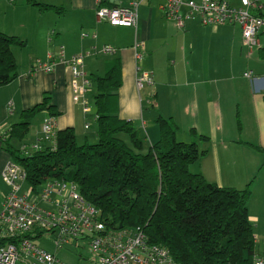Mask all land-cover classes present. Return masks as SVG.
Returning a JSON list of instances; mask_svg holds the SVG:
<instances>
[{"label":"crops","instance_id":"obj_1","mask_svg":"<svg viewBox=\"0 0 264 264\" xmlns=\"http://www.w3.org/2000/svg\"><path fill=\"white\" fill-rule=\"evenodd\" d=\"M227 1L235 8L243 6L242 0ZM37 2L54 8L43 10L25 1L14 6L6 2L4 5L13 12L23 11L34 20H23L11 28V34L25 40L26 46L13 50L18 78L0 87V131L5 133L21 122L23 111L49 97L60 115L52 117L47 111L38 114V122L43 120L41 134L45 121L53 119L57 132L73 128L78 143L79 140L82 144L96 142L97 111L90 102L95 93V103V80L104 77L113 60L119 59L120 118L134 122L146 135L149 145L161 137L157 123L160 117L172 118L178 124L180 141H194L193 129L207 136L209 141L203 142L201 148L208 153L192 167L219 185L240 190L250 186L249 216L264 255V68L257 72L251 69L264 62L257 61V56L254 58L258 46L246 45L241 27L211 29L196 19L182 30L174 20L163 15V0L143 2L134 27L112 26L98 18L100 5L126 7L128 0ZM48 13H54V19ZM16 30L21 31L13 33ZM262 35L263 32L259 34L260 48L264 47ZM31 40L35 41L33 47ZM260 48L258 55L264 60ZM51 54L55 57L53 69L40 70L41 63L53 62L49 59ZM79 56L83 58L87 86L80 101H75V77L70 61ZM59 57L68 63L59 62ZM246 60L249 63L242 74L236 68V61L243 65ZM201 61L205 63L202 65ZM226 63L231 66L228 71L224 70ZM246 72H251L252 77H245ZM144 74L148 80L142 82ZM90 117L97 128L89 126ZM40 138L36 136L24 145H34ZM10 160L7 151L0 152L1 179Z\"/></svg>","mask_w":264,"mask_h":264},{"label":"trees","instance_id":"obj_2","mask_svg":"<svg viewBox=\"0 0 264 264\" xmlns=\"http://www.w3.org/2000/svg\"><path fill=\"white\" fill-rule=\"evenodd\" d=\"M26 2L43 10L54 8L36 0ZM25 46L22 38L0 31V87L18 78L13 50ZM260 51L264 58V47ZM95 82L98 143L80 145L74 129L67 128L39 149L13 145V139L23 142L29 137L41 112L60 115L49 97L23 111L22 121L0 138V152L7 151L10 161L24 170L26 187L38 194L47 181L78 183L85 201L101 211L109 229L140 227L178 264H255L264 257L249 216L250 186L245 190L221 186L192 171L208 153L201 144L209 138L193 129L194 141H179L178 124L160 117L161 137L146 149V135L119 116V59ZM47 232L37 229L24 236L36 245ZM24 236L0 237V246L18 244Z\"/></svg>","mask_w":264,"mask_h":264},{"label":"built area","instance_id":"obj_3","mask_svg":"<svg viewBox=\"0 0 264 264\" xmlns=\"http://www.w3.org/2000/svg\"><path fill=\"white\" fill-rule=\"evenodd\" d=\"M143 1L129 0L126 7L111 10L102 8L99 17L114 26L133 27ZM255 1L242 0V8L236 9L227 0H164L161 10L179 27H184L194 15L200 16L204 25L238 24L243 29L246 45L254 48L258 43L257 33L264 30V19L250 12ZM185 9L187 13L183 12ZM70 64L75 77V101H80L87 86L82 56L74 58ZM42 67L50 71L54 64ZM147 80L148 75L144 74L141 81ZM57 133L54 120H46L42 140L51 143L56 140ZM34 148H42L41 142ZM2 178L9 186V193L0 210V237H19L37 229L48 230L49 236L57 234L58 251L80 238L89 241L96 257L94 264H178L167 249L150 243L141 228L109 229L101 211L85 201L78 183L47 181L37 194L26 187V173L13 162L6 164ZM0 264H59V261L24 236L19 238L18 244L0 246ZM256 264H264V260L258 259Z\"/></svg>","mask_w":264,"mask_h":264},{"label":"rangeland","instance_id":"obj_4","mask_svg":"<svg viewBox=\"0 0 264 264\" xmlns=\"http://www.w3.org/2000/svg\"><path fill=\"white\" fill-rule=\"evenodd\" d=\"M21 1L26 2V0H15V2H10L9 0H5V1L0 0V28L4 29L5 31L7 30L6 32L0 30L1 32L6 33L8 35H14V34H11L12 33L11 28L14 29L15 25L19 26V23L23 22V20H29L30 22H32L34 20V18L31 15L25 14V12H23V11L13 12L7 6L6 7L4 6L5 2L9 3L11 6H14L16 4L21 3ZM36 1H39V0H36ZM48 14H52L51 16H53V17H51V18L54 19V16H55L54 13H48ZM47 16H50V15H47ZM47 18H50V17H47ZM53 19H51V20H53ZM197 19H199V18H197ZM199 22L201 23L200 19H199ZM227 26H230V25H227ZM209 28L212 29V28H220V27L211 26ZM19 31H21V30H16L13 33H17ZM262 37H264V35H262ZM34 44H35V41L31 40V46L32 47ZM259 48H260V46L255 48L256 54H255L254 58H256V56H257V61L261 60L262 62H264L263 59L259 58V55H258ZM246 57H247V55H246ZM254 58H252V59L254 60ZM185 62H183L184 67L186 66ZM204 63H205V61H201L202 65ZM248 63L249 62L246 60V63L244 64V62H243V65H242L241 61L240 62L236 61L237 70L243 74L244 71L247 69ZM262 68H264V64L256 66L255 67L256 70L254 68H251V69H253L254 71L257 72ZM230 69H231L230 64L226 63V68L224 70L228 71ZM94 95H95V93H94ZM94 95H93L92 100H90L93 107L95 106ZM94 109H95V107H94ZM39 117H40V115H38L33 120L32 127H31L32 129H31V132L29 134L28 139H26V141H24V142H20L19 140L13 139L12 140L13 145L19 147L20 149H23L24 144H29L32 140H34L36 138V136L42 137L41 127H42V123H43L42 121L43 120H40L38 122ZM88 123H89L90 127L97 128V125L93 121L92 117H90ZM95 143H98V140H96V142H93L91 144H95ZM79 144L83 145L81 140H79ZM28 146H30V145H28ZM149 146H151V145L146 143V149H148ZM192 171L194 173H196L195 168H193V167H192ZM210 182H212V181H210ZM213 183H216V182H213ZM221 186H224V185H221ZM246 188L247 187L243 188L242 190H245ZM8 192H9V186L3 181V179L0 178V203L3 200V196L8 194ZM48 234L49 233L44 234L43 237L39 238L36 241V245L38 246V248H40L46 252H49L50 254L55 255L59 261V264H94L95 263L94 259H96V257L94 255V253L92 252V248H91L89 241H86L85 239L80 238V239H78V241L67 244L63 249L58 251L57 246L55 244V241L57 240V234H52L51 236H49ZM81 257H82V259H81Z\"/></svg>","mask_w":264,"mask_h":264},{"label":"bare ground","instance_id":"obj_5","mask_svg":"<svg viewBox=\"0 0 264 264\" xmlns=\"http://www.w3.org/2000/svg\"><path fill=\"white\" fill-rule=\"evenodd\" d=\"M145 1H147V0H145ZM145 1H143V2H145ZM197 1V0H196ZM199 1V0H198ZM128 2H129V0H128ZM142 2V3H143ZM141 3V4H142ZM163 3H164V0H163ZM162 3V4H163ZM140 4V5H141ZM162 4H161V6H162ZM232 6V5H231ZM115 7H118V6H114V7H106V6H103V5H100L99 7H98V18H99V20L100 21H104V22H107L108 24H110V25H112L108 20H103V19H101L100 17H99V11H100V9H102V8H107V9H114ZM140 7V6H139ZM233 7V6H232ZM235 8V7H234ZM264 8V3H263V0H256L255 1V3H254V6L251 8V10H250V12L253 14V15H255L256 17H259V18H262V19H264V14L262 13V10H264L263 9ZM236 9H239V8H236ZM139 10V9H138ZM187 11H188V9H185V11H183L184 13H187ZM258 12H261V13H258ZM260 14H263V15H260ZM197 18H199L200 19V21H201V24L203 25V26H206V27H211V26H216V27H223V26H227V25H230V26H235V25H237V26H240V25H238V24H227V25H204L203 24V22H202V19H201V17L200 16H198V15H194V17L191 19V20H189V21H187L186 22V24H185V26L184 27H179L178 26V23L174 20V19H172V20H174L175 22H176V24H177V26H178V28H180V29H182V30H184L185 28H186V26H187V24H189V22H191L192 20H196ZM137 22H138V17H137ZM137 22H136V24H135V26L137 25ZM112 26H114V25H112ZM118 27V26H117ZM134 27V26H133ZM241 27V26H240ZM242 29V28H241ZM262 31H259L258 33H257V39H258V43H257V45L256 46H259L260 45V41H259V34L261 33ZM242 37H243V40H244V42H245V39H244V36H243V29H242ZM60 51H62V49L60 50ZM53 58H55L54 57V55L53 54H51L50 56H49V59H52L51 61H53V62H51V63H53L54 64V66H55V63H54V60H53ZM59 62L61 61L62 63L64 62V61H66L65 59L64 60H62V58L61 57H59L58 59H57ZM67 62V61H66ZM51 63H49V64H51ZM65 63V62H64ZM68 63V62H67ZM45 65V63H41L40 65H39V69L40 70H45V69H43V67L42 66H44ZM53 69V68H52ZM51 69V70H52ZM50 70V71H51ZM45 71H47V70H45ZM251 72H247V73H245V77H248V78H250V77H252V75L250 74ZM247 74H250L249 76H247ZM4 135H5V133H3L2 132V135H0V138L1 137H4ZM43 139V129H42V137L40 138V142H41V144L43 145L44 143H50V142H45V141H43L42 140ZM38 141V142H39ZM37 142V143H38ZM36 144H34L33 145V147L35 146ZM10 162H12V161H10ZM6 166V165H5ZM67 183V182H66ZM69 183V182H68ZM5 198H6V196H5ZM5 198L3 199V202H4V200H5ZM3 202H2V205H1V208H0V210L2 209V206H3ZM140 228V227H139ZM137 229V228H136ZM136 229H128V230H136ZM116 230H118V229H116ZM143 230V229H142ZM144 231V230H143ZM145 233V232H144ZM146 235V234H145ZM148 238V237H147ZM150 241V240H149ZM151 243V242H150ZM153 244V243H152ZM156 245V244H155ZM158 246H160V247H163V246H161V245H158ZM163 248H165V247H163ZM166 249V248H165ZM171 254V253H170ZM258 259H262V260H264L263 258H259L258 257ZM257 259V260H258ZM255 264H256V262H255Z\"/></svg>","mask_w":264,"mask_h":264}]
</instances>
